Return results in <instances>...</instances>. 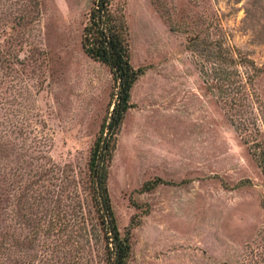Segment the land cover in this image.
<instances>
[{
	"label": "rangeland",
	"instance_id": "1",
	"mask_svg": "<svg viewBox=\"0 0 264 264\" xmlns=\"http://www.w3.org/2000/svg\"><path fill=\"white\" fill-rule=\"evenodd\" d=\"M93 1L0 0V264H105L88 162L117 90L82 49ZM113 5L142 71L108 171L130 264H264V175L237 128L255 116L235 104L264 132V0Z\"/></svg>",
	"mask_w": 264,
	"mask_h": 264
},
{
	"label": "trees",
	"instance_id": "2",
	"mask_svg": "<svg viewBox=\"0 0 264 264\" xmlns=\"http://www.w3.org/2000/svg\"><path fill=\"white\" fill-rule=\"evenodd\" d=\"M113 4L114 0H94L82 35L84 53L110 69L117 90L109 120L103 124L88 162L90 183L98 213V221L93 226L92 233L96 240H102L105 244V264H130L133 254V231L132 228H127L123 235L118 227L108 191V171L124 119L127 112L133 108L132 90L142 71L135 69L132 64L130 34L124 5L114 8ZM232 60L235 62L234 58ZM223 61L225 63L221 67L226 66L228 62L227 58ZM235 104L252 109L250 114L255 116L250 121L241 122L237 128L242 130L241 132L251 133L249 135L253 137L252 154L264 175V132L259 129L256 117H261L259 109L254 107V102L247 96ZM261 113L264 117V113L262 111ZM261 122L264 123L262 118ZM251 127L254 128L253 131L250 130ZM156 184L155 181L153 185ZM262 262L264 263V260Z\"/></svg>",
	"mask_w": 264,
	"mask_h": 264
}]
</instances>
